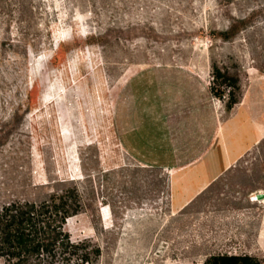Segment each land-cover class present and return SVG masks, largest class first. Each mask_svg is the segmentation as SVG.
Returning <instances> with one entry per match:
<instances>
[{
	"label": "rangeland",
	"instance_id": "1",
	"mask_svg": "<svg viewBox=\"0 0 264 264\" xmlns=\"http://www.w3.org/2000/svg\"><path fill=\"white\" fill-rule=\"evenodd\" d=\"M73 183L95 264H264V0H0V202Z\"/></svg>",
	"mask_w": 264,
	"mask_h": 264
},
{
	"label": "trees",
	"instance_id": "2",
	"mask_svg": "<svg viewBox=\"0 0 264 264\" xmlns=\"http://www.w3.org/2000/svg\"><path fill=\"white\" fill-rule=\"evenodd\" d=\"M212 93L227 98L228 109L239 101L237 78L213 67ZM80 188L50 194L41 202L12 200L0 202V260L3 264H95L102 248L90 239L73 241L66 231L70 217L84 210ZM207 264H259L250 256L218 255Z\"/></svg>",
	"mask_w": 264,
	"mask_h": 264
},
{
	"label": "crops",
	"instance_id": "3",
	"mask_svg": "<svg viewBox=\"0 0 264 264\" xmlns=\"http://www.w3.org/2000/svg\"><path fill=\"white\" fill-rule=\"evenodd\" d=\"M226 165H227V164H226ZM226 165H224V168L222 167L218 172H216V174H214V177H215V176L217 177V175H219V174L221 173V171L223 172L224 170L228 169L229 166H226ZM222 169H223V170H222Z\"/></svg>",
	"mask_w": 264,
	"mask_h": 264
},
{
	"label": "water",
	"instance_id": "4",
	"mask_svg": "<svg viewBox=\"0 0 264 264\" xmlns=\"http://www.w3.org/2000/svg\"><path fill=\"white\" fill-rule=\"evenodd\" d=\"M263 197H264V195H258V196H257L258 199H261V198H263Z\"/></svg>",
	"mask_w": 264,
	"mask_h": 264
},
{
	"label": "bare ground",
	"instance_id": "5",
	"mask_svg": "<svg viewBox=\"0 0 264 264\" xmlns=\"http://www.w3.org/2000/svg\"><path fill=\"white\" fill-rule=\"evenodd\" d=\"M256 199V198H255Z\"/></svg>",
	"mask_w": 264,
	"mask_h": 264
}]
</instances>
